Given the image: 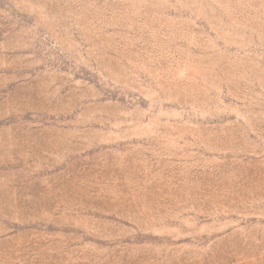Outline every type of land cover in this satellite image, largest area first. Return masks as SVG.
Listing matches in <instances>:
<instances>
[{
    "label": "rangeland",
    "instance_id": "374dc122",
    "mask_svg": "<svg viewBox=\"0 0 264 264\" xmlns=\"http://www.w3.org/2000/svg\"><path fill=\"white\" fill-rule=\"evenodd\" d=\"M0 264H264V0H0Z\"/></svg>",
    "mask_w": 264,
    "mask_h": 264
}]
</instances>
